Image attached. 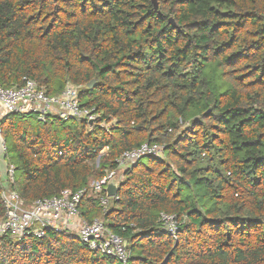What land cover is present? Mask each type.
<instances>
[{"label": "trees", "instance_id": "16d2710c", "mask_svg": "<svg viewBox=\"0 0 264 264\" xmlns=\"http://www.w3.org/2000/svg\"><path fill=\"white\" fill-rule=\"evenodd\" d=\"M156 2L0 0V85L28 77L52 96L71 84L98 115L4 116L11 187L25 205L88 189L122 153L158 144L106 209L84 197L82 217L122 239L126 264H264V0ZM1 192L0 176V220ZM0 264L121 263L47 231L0 238Z\"/></svg>", "mask_w": 264, "mask_h": 264}, {"label": "built area", "instance_id": "2783aa9c", "mask_svg": "<svg viewBox=\"0 0 264 264\" xmlns=\"http://www.w3.org/2000/svg\"><path fill=\"white\" fill-rule=\"evenodd\" d=\"M8 114H22L46 122L55 117L61 120H75L94 125L98 115L94 109L82 106L79 99V88L67 84L58 95H47L32 79L22 78L18 87L3 88L0 85V120ZM110 124L102 123L108 128ZM163 146L158 144H142L140 147L122 153L116 159V169L108 171L97 181H92L88 189L77 191L64 190L56 196L38 199L25 205L20 195L12 189L15 167L7 165V186L2 185L1 198L4 216L0 220V238L8 237L20 241L28 235L41 238L47 231L54 233H76L78 241L90 251L114 257L121 264H126L129 252L122 239L111 234L99 219L88 222L81 215L80 206L84 197L98 195L103 209L108 207L110 199L105 188L111 180L118 183L126 168L131 167L143 157L161 158ZM163 228L171 234L176 230V217L161 213L159 216Z\"/></svg>", "mask_w": 264, "mask_h": 264}, {"label": "water", "instance_id": "95a60500", "mask_svg": "<svg viewBox=\"0 0 264 264\" xmlns=\"http://www.w3.org/2000/svg\"><path fill=\"white\" fill-rule=\"evenodd\" d=\"M152 3L154 5V7L156 8L157 7L156 0H152ZM170 23L174 24L172 22V20H170ZM94 86H95V80H92L87 84V87L89 89H92ZM7 165H8V163L6 162L5 144H4V141H3L1 134H0V176L2 179V185L4 187L7 186V183H6V181H7ZM117 189H118V187H117L116 181L111 180L107 184L104 191L108 197H114V196H116Z\"/></svg>", "mask_w": 264, "mask_h": 264}, {"label": "crops", "instance_id": "0c3cea01", "mask_svg": "<svg viewBox=\"0 0 264 264\" xmlns=\"http://www.w3.org/2000/svg\"><path fill=\"white\" fill-rule=\"evenodd\" d=\"M90 184H91V183H90ZM73 234L75 235V237H77V234H76L75 232H74Z\"/></svg>", "mask_w": 264, "mask_h": 264}, {"label": "rangeland", "instance_id": "374dc122", "mask_svg": "<svg viewBox=\"0 0 264 264\" xmlns=\"http://www.w3.org/2000/svg\"><path fill=\"white\" fill-rule=\"evenodd\" d=\"M96 163H97V161H96Z\"/></svg>", "mask_w": 264, "mask_h": 264}]
</instances>
